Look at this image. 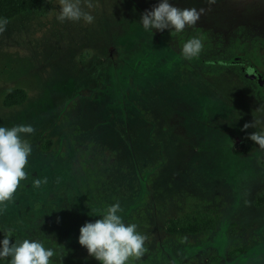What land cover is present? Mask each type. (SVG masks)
<instances>
[{
	"label": "rangeland",
	"instance_id": "1",
	"mask_svg": "<svg viewBox=\"0 0 264 264\" xmlns=\"http://www.w3.org/2000/svg\"><path fill=\"white\" fill-rule=\"evenodd\" d=\"M159 2L82 0L88 24L60 22L59 0H38L0 19V126L35 129L0 240L40 241L50 264H100L79 228L118 201L148 237L128 264H264V150L249 139L264 123L241 130L264 121V86L244 75L264 78V0H169L205 14L151 33L141 15ZM192 38L203 51L188 60ZM231 57L253 67L204 61ZM15 88L26 99L6 106Z\"/></svg>",
	"mask_w": 264,
	"mask_h": 264
},
{
	"label": "clouds",
	"instance_id": "2",
	"mask_svg": "<svg viewBox=\"0 0 264 264\" xmlns=\"http://www.w3.org/2000/svg\"><path fill=\"white\" fill-rule=\"evenodd\" d=\"M215 2L216 0H207L209 5ZM84 3L89 9L93 7L91 0H84ZM81 4L82 0H59L57 20H83L88 24L93 23L94 17L84 11ZM205 11L204 8H180L170 4L169 0H160L150 11L145 10L142 13L140 22L143 28L151 33L152 29H171L180 33L187 27L196 26ZM6 30L7 21L0 20V34ZM202 51V41L192 38L183 44L181 54L185 59L191 60ZM262 123L264 121L261 119L254 118L252 123H245L241 130L249 127L256 129ZM34 131L31 125H16L11 128L0 126V214L6 211L7 203L13 201L21 181L28 178L25 168L32 148L22 137L23 134H32ZM249 139L264 150V128L251 133ZM42 183H47V178L35 179L33 186L40 187ZM122 211L117 201L100 214L99 219L94 222L86 221L79 228V244L100 264H128L130 258L140 260L147 251L145 241L148 237L137 231L136 224H125L119 215ZM54 255L53 249L45 248L43 243L37 240L10 242L9 235H4L0 240V259L10 258L9 264H50Z\"/></svg>",
	"mask_w": 264,
	"mask_h": 264
},
{
	"label": "trees",
	"instance_id": "3",
	"mask_svg": "<svg viewBox=\"0 0 264 264\" xmlns=\"http://www.w3.org/2000/svg\"><path fill=\"white\" fill-rule=\"evenodd\" d=\"M38 0H0V19H8L11 18L21 12H25L26 10L33 8ZM239 58V57H238ZM236 57H231L228 59H221V58H211L204 60L206 63H214V64H222V65H238L252 66L251 64H243L245 58H241L237 61ZM253 67V66H252ZM254 69V72H248L244 70V75L249 77L252 73H258V71ZM26 99V92L22 88H15L9 91L4 97V104L6 106H12L21 104ZM194 220V217H191ZM197 221V220H196ZM194 225V224H193ZM189 229V228H188ZM242 251V248H237L236 250L231 251L232 255H237Z\"/></svg>",
	"mask_w": 264,
	"mask_h": 264
},
{
	"label": "water",
	"instance_id": "4",
	"mask_svg": "<svg viewBox=\"0 0 264 264\" xmlns=\"http://www.w3.org/2000/svg\"><path fill=\"white\" fill-rule=\"evenodd\" d=\"M249 78L259 85L264 86V78L260 74L252 73L249 75Z\"/></svg>",
	"mask_w": 264,
	"mask_h": 264
},
{
	"label": "flooded vegetation",
	"instance_id": "5",
	"mask_svg": "<svg viewBox=\"0 0 264 264\" xmlns=\"http://www.w3.org/2000/svg\"><path fill=\"white\" fill-rule=\"evenodd\" d=\"M256 74H258V73H256Z\"/></svg>",
	"mask_w": 264,
	"mask_h": 264
}]
</instances>
